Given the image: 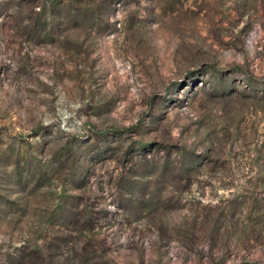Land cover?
Instances as JSON below:
<instances>
[{
	"label": "rangeland",
	"instance_id": "obj_1",
	"mask_svg": "<svg viewBox=\"0 0 264 264\" xmlns=\"http://www.w3.org/2000/svg\"><path fill=\"white\" fill-rule=\"evenodd\" d=\"M0 264H264V0H0Z\"/></svg>",
	"mask_w": 264,
	"mask_h": 264
},
{
	"label": "trees",
	"instance_id": "obj_2",
	"mask_svg": "<svg viewBox=\"0 0 264 264\" xmlns=\"http://www.w3.org/2000/svg\"><path fill=\"white\" fill-rule=\"evenodd\" d=\"M189 162V166H185V165H181V167H180V173L181 174H187L193 167H196L197 165H198V161L196 160V159H190V161H188ZM179 181H181V180H179ZM230 224H232V226H233V228H234V225H233V223L231 222H228V220L226 219V217H224L223 218V224H222V226L221 227H215V228H213V231H212V234L213 235H211L212 236V240H214L213 238L215 237V236H218L219 234H220V230L221 229H223V231L225 232V233H229L228 232V229H229V225ZM259 225V223L258 222H255L254 223V225L252 226V227H250V228H247V227H244V229H243V231L245 232V230H247V229H249L251 232H254V233H258V226ZM209 234H211V233H209Z\"/></svg>",
	"mask_w": 264,
	"mask_h": 264
}]
</instances>
